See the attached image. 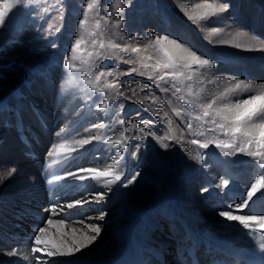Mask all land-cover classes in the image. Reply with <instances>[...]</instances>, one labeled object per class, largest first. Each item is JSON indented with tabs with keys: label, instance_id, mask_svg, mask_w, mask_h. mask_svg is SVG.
Instances as JSON below:
<instances>
[{
	"label": "bare ground",
	"instance_id": "6f19581e",
	"mask_svg": "<svg viewBox=\"0 0 264 264\" xmlns=\"http://www.w3.org/2000/svg\"><path fill=\"white\" fill-rule=\"evenodd\" d=\"M203 2L204 0H165L166 6L175 17L167 20L163 30H166V34L170 38L181 42L184 47L195 50L198 54L203 53L205 58L219 61L214 64L213 68L187 67L186 65H191L193 62L183 48L177 47L169 41L161 40L160 43L174 57L175 61L193 73L199 82L205 104L215 100L210 109L211 112L215 113L216 110L224 108L225 105H234L239 100L247 99L252 95L264 94V49L258 48L259 45L264 44V0H221V2L229 3L230 9L218 14V18H212L206 26H202L203 22H194L188 19L189 14H195V4ZM209 2H214V0H209ZM149 22H152L151 19ZM217 27L221 31L214 34L212 30ZM236 44H240L241 47H235ZM61 72H63V81L60 85L57 84L59 81L56 83L57 85H54V78L59 71L52 66L47 74L36 78L30 85L19 84L6 87L3 92L0 91V234L6 240L5 242L0 240V264H36V261L31 257V247L34 246L33 240L24 246L16 245L13 238L17 233L6 224L5 217L9 218V216L13 217L14 215L5 213L12 210L10 208L14 203H11V197L21 196L22 200L28 201L30 204L37 205L38 202V206L45 204L46 211L47 206L54 205L55 201L57 202V199H61L60 196L66 193L67 198L57 205V212L59 213L63 209L64 214L72 211L67 209L69 204L67 200L70 196L78 195L81 197L85 192L90 193V191L107 192L108 186L104 184L103 180L82 182L70 176L53 184L49 181H52L54 177L51 180L42 181L40 179L41 172L48 173L49 170H57L56 174L64 177L68 172H74L80 168H97L101 171H107L117 167L116 160L118 157L114 147L106 141L114 142L117 139L119 128L113 127L109 118H106L103 123L105 127L83 128L85 125L91 124L96 118L94 112L102 115L106 109L101 107L102 100L94 98L91 95L92 92L88 93L87 90H84V86L72 73L65 70ZM237 80H243L245 83L252 84L253 87L249 90H237L229 93L226 98H222L221 93L226 88L234 87ZM39 85L42 86L41 90H39ZM57 89H60L58 94H56ZM14 91L23 94L25 103L23 104L18 100L22 106H15L10 102L15 95L12 93ZM33 92L39 93V95L34 96L32 95ZM141 93L145 97V101L142 102H145L144 104L150 107L152 111L148 120L155 122L147 125L146 130L151 129L156 136L171 137V139L158 142L151 135L144 137L143 133L139 132V128L145 127V125L136 124L135 135L140 139L136 138V142H129V149L132 152H137L134 144L141 145L137 153L138 157L128 156L125 166L120 167L117 174L123 175L127 172L130 175H135L139 171L141 175L137 182L127 189L119 187L118 183L111 185L113 192L108 193L111 200L107 204L114 208L113 212L115 213L108 218L106 217L102 222L110 220L113 226L107 229L105 224H101L99 221L86 220L85 224L65 227L64 224L67 222L64 221L62 227L53 226L49 228L48 234H45V240L49 244H59L61 240L70 241L74 236L79 237L81 231L88 232L87 223H97L102 227L98 239L88 248L82 249V255L81 253L76 254L79 259L58 256L51 258L52 260H74L75 264H113L119 256L128 253L132 237L141 243L146 236L150 239L151 248L164 257L165 261L167 259L168 262L172 256L167 252L169 248H166L165 244L164 249L160 248V239H157L163 237L164 226L173 225V229L176 228L179 236L174 242H171L170 246L183 248V251L177 255L183 258L188 250L193 248V244L200 241L207 245L211 244L206 236L207 228L211 226L229 225L244 228L238 221L230 222L221 217L219 211L231 210L235 215L264 216V203L261 199H257L254 203L250 202L248 208L240 211L234 207L229 209L225 205L205 204L195 197L194 193L198 188L197 182L200 179L195 174L194 168H198V163L194 161L193 152L189 148L190 143L183 138L172 118L164 116L166 109L157 96L149 93L146 88L138 90L136 92L137 97H140ZM92 98L99 103L97 107H95ZM139 100H142L141 97ZM80 103L86 104L82 110L78 108ZM33 106L43 115L60 114L61 111L65 110L68 112L71 121L77 120L75 121L76 131L65 127L60 128L59 122L47 121L46 127L35 123V117L31 115L30 110V108L33 109ZM24 107L28 108L25 109ZM65 107H70V110L65 109ZM17 113H19L20 118L22 117L23 122L29 124V126L26 124L23 126L24 133L31 138L29 148L20 142L19 134L15 130L5 127L6 121L10 124L15 123ZM234 114L235 110L221 113L222 116L227 117V120H221L220 116L217 117L221 123L230 126ZM135 119L139 118L136 117ZM169 119L172 120L171 124L168 123ZM253 122L259 124L261 121L255 119ZM96 128H98L96 132H99L98 137L100 139L92 140L91 143L81 148L76 141L85 138L77 136L81 133L84 136L90 135ZM77 132H79L78 135ZM254 135L255 140L260 139L259 129L255 130ZM86 139L91 140V138ZM255 140L253 144H256ZM62 143L65 144V148L61 149L58 155L54 154ZM163 144L172 146L165 149ZM88 145L90 146L87 147ZM31 153L36 154L35 159L27 157ZM12 169H15V172L9 175ZM80 175L86 176L88 174L80 173ZM248 175L242 174L241 178L247 182L251 179ZM112 178L114 179V177ZM64 185H68V187H64ZM46 187L53 189L50 195L45 192ZM39 190L41 191L39 192ZM37 192H42L43 197L36 196ZM55 195L56 199L51 201L50 199ZM94 198L92 197V203L98 207L99 205L94 202ZM243 198L247 199V195ZM19 206L20 209H28L24 205ZM27 213L28 210L23 214ZM30 213L41 216L40 222L37 223L40 225L45 224L47 226L41 221L46 222L49 218L53 220L59 218V216H53L50 211L43 212L39 209H33ZM86 214L82 215L85 218L91 217ZM201 218L203 220L200 223ZM76 219L79 217L73 221ZM73 229L76 231L73 232ZM252 229L264 233L259 222H250L248 230ZM13 246H18L19 254L9 255L12 253L11 248ZM25 255L28 256L27 260L24 259ZM37 255H41L42 259H48L43 256V253ZM180 264L182 263L180 262Z\"/></svg>",
	"mask_w": 264,
	"mask_h": 264
},
{
	"label": "rangeland",
	"instance_id": "374dc122",
	"mask_svg": "<svg viewBox=\"0 0 264 264\" xmlns=\"http://www.w3.org/2000/svg\"><path fill=\"white\" fill-rule=\"evenodd\" d=\"M15 2L16 0H0V5H3L4 3L13 4ZM87 3L88 0H64V6L62 9L58 0H25V5L17 4V7L21 9V13L17 17V27L14 29H8L0 34V91L3 92L6 87L9 86H16L19 84L29 85L33 83L36 78L47 74L52 66L56 67L59 71L54 78V85H60L63 81V72L61 71H69L76 79H78L80 84L84 86V90H87L88 93L92 92L91 95L94 98L102 100V104L104 101H108L107 107H104L106 109L105 113L102 112L101 115L94 112L96 118L91 124L85 125L83 128H91L95 123H97L95 125L103 124L106 118H109L113 123L112 126L119 128V131H117L119 137L117 136V139H128L129 142H136V128L133 129L132 125L128 124L127 121L131 119L133 123L142 126L143 124L140 120L144 121L150 118L152 111L150 107H147L144 104L145 102H142L145 101V97L142 96L143 93L139 95L142 100H139L140 97H137L136 94L138 90L146 88L149 93L156 95L162 105H164L170 118H172L175 126L180 130L183 138L187 140V142L191 139H197L201 142L205 140L212 141L207 149H200L198 145L189 144V148L194 155V161L198 163V168H194L195 174L198 175V178L200 179L197 182L198 188L195 191L194 196L205 204L209 203L216 206H228L229 204L235 206L242 203L244 200L243 197L247 195V191L251 187V184L256 178H258L259 169L257 160L242 153H237L233 156L232 152L234 149L222 151L221 149L216 148L215 141L217 139L226 140L228 137L221 135L220 129H217L216 132L208 131V129L215 127V125L211 123L203 124L202 121L197 122L192 120V134H189L184 122L189 120L190 117L187 115L180 118L175 117L171 108L168 106L167 101L171 99V107H184L191 111L194 116L200 114V109L193 105H184L182 101L174 98L171 93H161L160 89L156 87L155 81L148 79L149 76H157L159 73L164 74V71H168L157 67V64L163 65L171 60V62L177 65V79L173 82L182 89L180 94L184 95L186 99H192L196 104H205L199 82L196 80L193 73L188 70L187 67H183L175 61L174 57H172L160 42L159 44L156 43L157 37L166 34V30L163 29H165L167 20L175 17L171 10L166 6L165 0H102L100 15L105 18H111V20L105 22V19H101L99 28L96 26L98 19L96 10H90L87 18L84 16L83 9L87 6ZM30 9H35V11H30ZM229 12L231 13V11ZM243 15L245 16V14ZM121 18L124 20V23L117 27L115 21ZM81 19H85V26L83 29L80 28ZM150 19L152 21L151 23L149 22ZM49 29H51V33L48 31ZM93 34H95V36H93ZM132 36H135L138 39H130L129 37ZM78 38L82 40V46L75 54H73L71 51V45L75 43V40ZM93 38L97 40L95 49L91 43ZM101 38H103L105 44H107L108 41H111L113 43H120L122 46L128 44L130 47L138 46L140 48L138 53H124L119 49L113 50L111 48L103 50V55L109 57V59L103 61V64L109 65L113 69V72L111 76L105 77L103 82H99L98 86L103 88L105 84H114L119 80L124 85L119 90L123 91L129 99L116 97L117 89L115 88L111 91L98 93L92 87L93 84L98 83L95 75L97 71L95 63H99V61L96 60V57L101 54V49L99 48V41ZM13 39H18L19 43L9 46L8 42ZM53 39H55L57 45L55 48L51 47L50 44ZM137 40L139 41L137 42ZM151 55L153 56L151 57ZM74 56L75 58H73ZM157 57L158 59H156ZM148 58L149 60H147ZM124 59L131 61L134 60V63H118V61ZM154 59L155 61H153ZM144 64H148L149 67L147 69L143 68ZM68 65H72V67H69ZM133 66H136L137 73L121 75L122 72L130 71ZM140 71L145 72V75H138V72ZM189 77L191 79H189ZM89 81H91V83H89ZM144 85H147L148 87H143ZM41 88L42 86L39 85V90H41ZM59 90L57 89L56 94L60 93ZM189 93H191L190 97ZM32 95L38 96L39 93L33 92ZM94 98H92L93 101ZM21 102H23V104L25 103L24 100ZM15 103L17 106H22L18 100ZM94 104L95 107L99 105L96 101H94ZM121 104H123V109L120 107ZM85 105V103H80L78 108L82 110ZM24 108L26 109L28 107ZM65 109L70 110V107H65ZM40 116L43 117L46 123L47 121L59 122L60 128L65 127L76 131L75 121L77 120L75 119V121H71L68 112L65 110L61 111L60 114L52 113L50 115H43L40 113ZM136 117L139 119H135ZM121 118L124 119L123 125L119 123ZM209 119H215L217 123H221L217 116H210ZM34 121L37 123L36 120ZM12 124L13 125L10 129L15 130L16 125L14 123ZM25 124L26 123L23 122L22 126ZM26 125L29 126L28 123ZM198 125H202V127ZM124 128H127L128 132L122 137L121 133ZM201 130L204 131L203 136L195 135V133L200 132ZM96 131H98V128L87 136H84L83 133L78 135L79 132H77V137L83 139L98 137L99 132ZM242 139V137L237 136L238 142ZM135 145L136 143L134 146ZM89 146L90 145L87 147ZM252 150H258L257 144H252ZM259 150L264 151V149ZM201 156H203L202 160L200 159ZM136 157H138V155H136ZM242 174H249L248 176H250L251 179L245 182V180L241 178ZM67 176H69L68 173ZM224 179L229 180V186L226 189L218 187ZM207 185H211V191L208 193H202V188ZM261 191H264V189H261ZM239 192L241 193L239 194ZM97 193L101 192L90 191L93 198ZM254 197V200L262 199L259 192ZM11 198V203H21L23 201L21 196ZM77 199L80 198H76V200ZM70 203L73 202L70 201ZM92 205H94V203ZM99 208H101V205L85 211V213H87L86 215L88 216L96 217L100 214L98 210ZM245 209H240V211H244ZM103 210L106 212L107 218L115 213L113 212L114 208L108 206V204L103 206ZM99 222L105 224L104 226L107 229L113 226L110 220ZM76 224L77 223L67 222L64 226H73ZM162 225H160V228H162ZM43 227L47 228L48 226L43 225ZM172 227L173 225L170 227L164 226L163 237L157 238L160 240L162 239V242H168L166 248H169L171 253H169V251L167 252L172 255L168 261L169 263H174V260L180 261V257L178 256L179 258H177L176 254H179L181 251L177 247L170 246L171 242H174L179 236L176 228L174 230ZM48 232L49 228L46 234H48ZM162 248L164 249V247Z\"/></svg>",
	"mask_w": 264,
	"mask_h": 264
},
{
	"label": "snow or ice",
	"instance_id": "6c2138e0",
	"mask_svg": "<svg viewBox=\"0 0 264 264\" xmlns=\"http://www.w3.org/2000/svg\"><path fill=\"white\" fill-rule=\"evenodd\" d=\"M60 3L61 9L64 6V0H58ZM17 4L25 5V0H16L15 3L9 4L4 3L3 5H0V34L4 33L8 29H14L17 27V17L21 13V9L17 7ZM101 4L102 0H88L87 6L84 7V16L87 18L88 13L90 10H96L98 19L96 22L97 28L100 27V20L105 19V22H109L111 18H105L100 15L101 11ZM231 5L226 2H221V0H214V2H209V0H204L203 3L195 4L194 11L195 14H189L188 19L192 20L194 22H203L202 26H206L210 23L212 18H218V14H222L229 10ZM30 11H35V9H30ZM124 23V20L117 19L115 21V24L117 27L122 25ZM85 26V19L80 20V28L83 29ZM49 33H51V29L48 30ZM59 31V30H58ZM213 33L218 34L221 29L220 28H213ZM95 36V34H93ZM130 39H138L135 36L129 37ZM161 40L169 41L172 44H175L177 47L183 48L185 52L188 53V56L190 57L191 61L193 62L191 65H186L187 67H196L200 69H208L213 68L215 63H218L219 61H213L211 58H205L203 53L198 54L195 50H190L187 47H184V45L181 42H178L174 38H170L169 35L165 34L163 36H159L156 38V43L159 44ZM19 43L18 39H13L8 42L9 46L15 45ZM91 43L95 49V46L97 44V40L93 38L91 40ZM51 47L55 48L56 42L55 39L51 40L50 42ZM82 46V40L76 39L75 43L71 45V51L73 54L77 52V50ZM235 47H241L240 44H236ZM99 48L101 49V54L96 57V60L99 61V63H95V67L97 69L96 71V81L97 84H93L92 87L95 89L96 92H107L111 91L113 88L117 89L116 97H124V99H129L128 96L125 95L123 91H120L124 85L122 82L117 80L114 84H105L103 88L99 87V82H103L105 77H109L112 75L113 69L109 65H104L103 61L109 59V57L103 55V50L106 48H111L113 50L119 49L121 52L124 53H138L140 51V48L137 47H130L128 44H124L123 46L120 43H113L111 41H108L107 44L104 43L103 38L99 41ZM258 48L264 49V44L259 45ZM167 55V54H166ZM75 58V56L73 57ZM118 63H124V64H131L134 63V61L124 59L122 61H118ZM69 67H72V65H68ZM149 67L148 64H144L143 68L147 69ZM157 67L161 68L162 70H168L164 71V74L157 75V76H149L148 79H152L155 81L156 87L160 89L161 93H171V95L182 101L184 105H193L194 107H197L200 109V114L193 115V113L189 110H187L184 107L181 108H175L172 106V100L169 99L167 101L168 106L171 108L172 113L175 117L180 118L182 116L187 115L190 117L189 120L185 121V125L188 129L189 134H192V120H195L197 122H203V124L211 123L215 125V127L208 129V131L216 132L217 129L221 130V135L224 137H228V139H217L215 141V147L218 149H221L222 151H226L229 149H234L232 152V155L235 156L237 153H242L244 155H247L249 157H252L253 159L257 160L258 169H259V175L258 178L255 179V181L251 184V187L247 191V199H244L242 203L238 205H232L229 204L228 208L232 209L235 207L237 210L248 208L250 205V202L253 201V197L256 196V194L259 192L261 198H264V191H261V189H264V151H260L259 149H264V94H258V95H252L247 99L239 100L234 105H225L224 108L216 110L215 113L210 112L209 110L212 108L213 104L215 103V100H213L210 103L206 104H196L195 101L188 98L186 99L184 95H181L182 89L177 86L175 81L177 79V72L176 68L177 65L171 62L169 60L168 63H165L163 65L157 64ZM131 73H137V69L135 67L131 68L130 71L122 72L121 75H130ZM138 75H145V72L140 71L138 72ZM189 79H191L189 77ZM91 83V81H89ZM170 85V86H169ZM143 87H148L147 85H144ZM253 87L252 84L245 83L243 80H237L234 87L226 88L224 92L221 93L222 98H226L229 93L235 92L237 90H249ZM143 90V88L141 89ZM191 96V93H189V97ZM108 101H104V103L101 105V107H107ZM121 109H123V104L120 105ZM235 110L234 117L230 121V126L225 123H217L215 119H209L210 116H220L221 120H227V117L222 116L221 113L227 111L232 112ZM33 112L34 115L37 116L38 121L42 124V126L46 125L43 122L42 117L40 116V113L37 109L33 106ZM164 116H169V113L166 111L164 112ZM255 119H259L261 122L259 124L254 123L253 121ZM119 123L121 125L124 124V119L121 118L119 120ZM128 124L132 125L133 129L136 128V124L133 123L131 119L127 121ZM145 127H140L139 132L143 133L144 137L152 136L154 139H156L158 142L164 140V139H171V137H159L156 136L151 129L146 130L147 125L154 124V121L150 120H144L141 121ZM169 124L172 123V120L169 119ZM20 126L22 127L23 121L22 117L19 121ZM201 126L202 125H198ZM93 127H105L104 124L99 125H93ZM256 129H259V135L260 139L255 140L254 132ZM128 132L127 128H124L123 132L121 133V136L123 137ZM197 136H203L204 131L201 130L200 132L195 133ZM237 136L242 137L243 139L241 141H237ZM137 139H140V137H136ZM99 137H92L91 140L85 139V140H79L76 141L77 144L80 145L81 148H83L84 145H87L91 143L92 140H99ZM256 142L257 149L256 151L252 150V144L253 142ZM108 144L113 145L115 152L117 153L118 159L116 160L117 167L113 169H109L107 171H101L97 168H80L76 172H68L69 176H72L75 179H79L80 181H100L103 180L104 184L107 185V192H101L97 193L94 198V202L98 205H101V208H99L100 214L96 217H84L82 215V211L80 209V205L84 203H91L93 202L91 194L85 192L80 199H77L75 203H69L67 205V209L72 210L69 211L67 214H63L64 210L61 209L60 212H57V205H52L50 209L46 211H50L53 216H59L58 219L53 220L51 218L47 219L45 221H41V223H46L47 228L37 225V229L34 230L33 233V243L34 246L31 247V257L33 260L36 261V264H75L74 260H52L53 257H76L77 253H81L82 249L88 248L90 245H92L98 237L101 235L102 227L97 223H87L86 227L88 229V232L81 231V234L79 237H73L70 241L67 240H61L59 244H49L45 240V234L48 231V228H51L53 226L62 227L64 224V221L71 220L73 217V213H75L79 219H76L74 223L77 224H85L87 221H103L106 217V212L103 210V206L106 205L111 200V196L108 195V193H112L113 189L111 185L113 184H119V187L127 189L129 186L134 185L138 177L141 175L139 171L136 172L135 175H130L129 173L125 172L123 175L117 174L120 167L125 166V162L127 160L128 156L136 157L137 152H132L129 149V140L128 139H117L114 142L111 140L106 141ZM188 143H191L192 145H198L200 149H207L209 147V144L212 143V141H199L197 139H191L188 141ZM165 149L170 148L172 145L170 144H163L162 145ZM141 145L137 144L135 145V148L137 151H139ZM65 148V144H60L59 147L56 149L54 154H59L61 149ZM73 151H76V149H73ZM111 151V150H110ZM200 159H203V156L200 157ZM238 162V161H236ZM15 169H12V171L9 173V175L14 174ZM80 173H87L88 175H80ZM114 177V179L112 178ZM61 179H66V177H60L56 176L52 181H49V183H56L57 181H60ZM229 186V180L224 179L221 181V184L218 186L222 189H226ZM64 187H68V185H64ZM202 193H208L211 191V185H207L204 188H202ZM219 215L221 217H224L227 221H238L245 229L249 228L250 222H259L261 229H264V216H256V215H235L231 210H221L219 211ZM76 229H73V232H75ZM257 230L252 229L251 232L254 234ZM43 246V247H41ZM261 249V255L264 256V244L260 245ZM38 253H43L44 257H47L48 259H42L41 255H37ZM19 254V250L14 249L12 253H9V255H17ZM79 259V257H76ZM24 259L27 260L28 256L25 255ZM262 264H264V261H262Z\"/></svg>",
	"mask_w": 264,
	"mask_h": 264
}]
</instances>
